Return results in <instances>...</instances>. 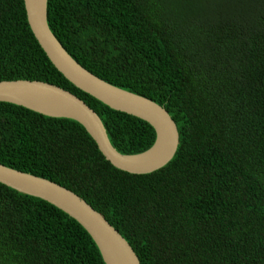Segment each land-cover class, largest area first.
Wrapping results in <instances>:
<instances>
[{
	"label": "trees",
	"instance_id": "1",
	"mask_svg": "<svg viewBox=\"0 0 264 264\" xmlns=\"http://www.w3.org/2000/svg\"><path fill=\"white\" fill-rule=\"evenodd\" d=\"M49 29L100 79L163 106L179 141L146 174L115 168L77 121L0 101V163L71 190L140 264H264V0H46ZM64 88L126 155L155 139L146 121L70 83L27 22L0 0V80ZM0 264H105L73 218L0 183Z\"/></svg>",
	"mask_w": 264,
	"mask_h": 264
},
{
	"label": "water",
	"instance_id": "2",
	"mask_svg": "<svg viewBox=\"0 0 264 264\" xmlns=\"http://www.w3.org/2000/svg\"><path fill=\"white\" fill-rule=\"evenodd\" d=\"M27 22L52 65L75 87L108 107L146 121L155 132L152 146L134 155L118 152L111 144L97 113L70 91L38 80H0V101L23 106L51 117L80 123L98 150L115 168L133 174L153 172L174 156L179 135L167 110L156 102L112 85L74 60L54 36L36 0H23ZM0 183L21 193L38 197L76 220L96 244L105 264H140L125 238L89 203L51 180L0 163Z\"/></svg>",
	"mask_w": 264,
	"mask_h": 264
},
{
	"label": "bare ground",
	"instance_id": "3",
	"mask_svg": "<svg viewBox=\"0 0 264 264\" xmlns=\"http://www.w3.org/2000/svg\"><path fill=\"white\" fill-rule=\"evenodd\" d=\"M37 9L40 12V14L43 15L44 13V0H36Z\"/></svg>",
	"mask_w": 264,
	"mask_h": 264
}]
</instances>
